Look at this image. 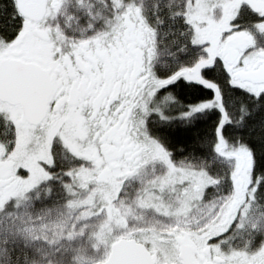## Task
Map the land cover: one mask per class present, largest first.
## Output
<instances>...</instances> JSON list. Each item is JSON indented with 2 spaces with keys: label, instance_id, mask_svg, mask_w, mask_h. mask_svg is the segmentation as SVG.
Masks as SVG:
<instances>
[{
  "label": "flooded vegetation",
  "instance_id": "obj_1",
  "mask_svg": "<svg viewBox=\"0 0 264 264\" xmlns=\"http://www.w3.org/2000/svg\"><path fill=\"white\" fill-rule=\"evenodd\" d=\"M79 2L85 0H0V64L16 61L38 66L51 86L41 124L24 119L22 107L17 106H11L15 115L9 120L0 116L14 137V127L20 131L18 142L15 137L10 144L0 143V192L14 189L19 158L42 159L45 155L50 168H56L55 148L60 158L72 157L81 163V169L86 167L84 175L95 183L97 194L112 201V223L121 221L125 228L131 223L115 203L133 197L161 176L173 178L177 184L181 172L191 174L188 191H192L193 202L200 197L199 205L212 190L224 191L230 183V201H234L225 225L185 231L178 226L167 229L168 225L157 218L161 222L129 228L122 239L144 246L155 264H264V243L261 249L249 252L232 246L228 236L248 205L246 198L253 202L251 160L247 164L241 157L240 166L229 175L224 169V174L216 177L222 181L215 184L210 170L180 168V162L174 161L163 142L155 138V121L165 118L153 110L160 103V93L169 86L158 84L159 24L155 26L148 19L137 0L125 2L116 21H112V0H94L99 7L94 9L99 15L96 18ZM215 5L214 20L204 25L197 38L187 14L185 17L191 30L187 47L193 57L200 49L213 50V65L204 68L201 58L187 63L203 77L207 71H218L226 86L248 91L260 88L259 95L253 96L264 95V0H215ZM103 21L110 27L98 31L100 27L94 24ZM196 42L202 43L201 47ZM181 67L176 75L186 68L184 63ZM204 79L218 87L214 80ZM215 152L229 161L227 151L224 155L223 149ZM201 172L207 176L205 183L198 175ZM155 192L150 193L156 196Z\"/></svg>",
  "mask_w": 264,
  "mask_h": 264
},
{
  "label": "rangeland",
  "instance_id": "obj_2",
  "mask_svg": "<svg viewBox=\"0 0 264 264\" xmlns=\"http://www.w3.org/2000/svg\"><path fill=\"white\" fill-rule=\"evenodd\" d=\"M119 1L124 4L116 3ZM127 1L134 0H112V21L117 20L120 16L118 11L125 9L123 6ZM137 1L148 19L156 26L158 19L155 15L160 13L161 5L165 1L166 4L168 2L171 4L170 1L173 0ZM79 5L85 6L86 10H91L95 18L99 16L94 14V9L99 8L94 0H85V3L79 2ZM74 8L79 10L81 7ZM105 8L106 6L102 3L101 9L105 10ZM215 9V0H190L186 4L188 23L195 33V38L204 29L205 24L214 20ZM216 14L218 19L219 11ZM96 26L100 27L98 31H104L110 27V23L96 22L94 27ZM158 27L157 35L163 39L162 35L165 34L162 33L160 26ZM255 37L260 43V38L257 35ZM162 41H159V49H161L158 59L159 85L168 86L183 80L215 90L214 100L191 108L181 117L189 119L195 117L197 113L208 111L218 113L216 151L223 149L222 155L227 151L228 155L225 158L229 159L226 162L215 156L211 161L215 184L220 183L222 180L216 177H221L224 169L227 170V175L231 174L237 166H240L241 157L247 160V164L250 162L249 152L238 138V130H231L238 129L239 113L234 107L232 110L226 108V112L223 106L221 93L224 94L225 89H228L225 85L226 80L218 71L213 73L207 71L203 77L197 68L185 62L186 68L179 74H173L170 77H165L164 74L162 76L165 59H174L167 49H163ZM196 44L198 47L202 45L198 42ZM203 52L204 50L200 49L194 58L197 60L201 58L200 62L203 63L204 68L211 67L215 58L214 51H205L204 55ZM191 71L193 74L190 73ZM204 78L214 80L218 87ZM237 89L256 96L261 92L260 88L253 89L255 92L240 87ZM157 105L156 110H153L154 113L158 112L160 103ZM12 114L15 115V112L11 106L0 104V116L9 120ZM230 124L232 127L228 129L227 125ZM14 133L18 142L20 131L16 127H14ZM155 138L162 143L156 134ZM19 149L24 150L23 144H20ZM54 156L58 162L54 169L50 168L48 156L45 155L41 156V160L32 157H24L25 160L19 158L15 174L18 178H16L14 189L9 188L0 192V264H10L11 255L20 264H103L110 255L111 245L124 238L129 228L136 230L145 223L162 221V225H168L167 229L178 226L185 231H192L209 229L218 223L225 225L229 221L230 209L234 201V199L230 201L232 195L230 183L226 184L224 191L212 190L207 200L201 201L199 205L200 197L193 202L192 191H188L189 181L193 177L191 174L181 172L177 184L174 183L173 178L166 179L167 177L161 176L144 189L138 190V193H134L133 197L129 196L126 201L115 203V207L120 208L123 217L131 223L125 228L121 225V221L112 223L110 214L113 209L112 201L97 194L98 189L95 183H90L87 175H84L86 167L81 169V163L72 157L60 158L57 148L54 150ZM179 164L180 168L192 169L193 167L184 163ZM159 174L161 175L160 171ZM198 175L205 183L206 174L201 172ZM195 183L198 185V181ZM251 185L253 189L250 196L253 202L250 203L249 196L246 198L248 205L242 204L245 207L243 215L237 217L228 236L232 246L254 252L261 249L264 243V184L257 185L256 180L253 179ZM154 191L156 196L151 194Z\"/></svg>",
  "mask_w": 264,
  "mask_h": 264
},
{
  "label": "trees",
  "instance_id": "obj_3",
  "mask_svg": "<svg viewBox=\"0 0 264 264\" xmlns=\"http://www.w3.org/2000/svg\"><path fill=\"white\" fill-rule=\"evenodd\" d=\"M6 1V0H4ZM190 0L166 1L160 7L158 19L163 34V49L174 59H165L162 76L175 74L183 63L194 58L187 47L188 25L186 23V4ZM180 32L181 35H180ZM186 34V35H185ZM221 99L224 109L230 108L239 113L238 138L250 154L253 179L257 185L264 184V95L255 97L246 91L227 87ZM221 92V91H220ZM216 97L215 90L204 86L179 81L169 85L160 93L159 112L165 120L157 117L155 124L159 139L166 146L171 158L185 165L212 172L211 161L215 157L218 113L216 111L198 114L185 119L181 116L190 108L210 102ZM157 106V105H156ZM227 112V111H226ZM231 124L227 125L230 129ZM226 128V129H227ZM237 132V131H236ZM225 136V132H224ZM15 140L14 134L3 119L0 118V143L10 144ZM10 264H20L11 255ZM21 262V261H20Z\"/></svg>",
  "mask_w": 264,
  "mask_h": 264
},
{
  "label": "water",
  "instance_id": "obj_4",
  "mask_svg": "<svg viewBox=\"0 0 264 264\" xmlns=\"http://www.w3.org/2000/svg\"><path fill=\"white\" fill-rule=\"evenodd\" d=\"M51 86L38 66L16 61L0 64V101L22 107L24 119L41 124L47 112ZM103 264H155L148 250L135 240L115 242Z\"/></svg>",
  "mask_w": 264,
  "mask_h": 264
}]
</instances>
